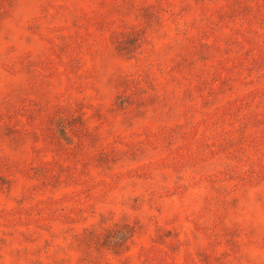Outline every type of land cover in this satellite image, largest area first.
Returning a JSON list of instances; mask_svg holds the SVG:
<instances>
[{
  "label": "rangeland",
  "instance_id": "374dc122",
  "mask_svg": "<svg viewBox=\"0 0 264 264\" xmlns=\"http://www.w3.org/2000/svg\"><path fill=\"white\" fill-rule=\"evenodd\" d=\"M0 264H264V0H0Z\"/></svg>",
  "mask_w": 264,
  "mask_h": 264
}]
</instances>
